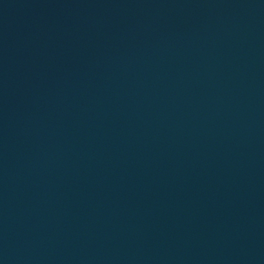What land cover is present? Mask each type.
<instances>
[{"label": "water", "instance_id": "95a60500", "mask_svg": "<svg viewBox=\"0 0 264 264\" xmlns=\"http://www.w3.org/2000/svg\"><path fill=\"white\" fill-rule=\"evenodd\" d=\"M0 264H264V0H0Z\"/></svg>", "mask_w": 264, "mask_h": 264}]
</instances>
